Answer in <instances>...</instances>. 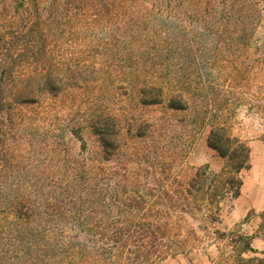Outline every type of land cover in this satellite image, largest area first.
Returning <instances> with one entry per match:
<instances>
[{
  "label": "trees",
  "instance_id": "1",
  "mask_svg": "<svg viewBox=\"0 0 264 264\" xmlns=\"http://www.w3.org/2000/svg\"><path fill=\"white\" fill-rule=\"evenodd\" d=\"M262 27L264 0H0V264H157L193 248L189 217L220 221L251 165L213 84L240 71L216 69H239ZM185 120L190 135L210 124L218 173L182 178L194 137L167 145ZM216 233L213 264H264L253 234Z\"/></svg>",
  "mask_w": 264,
  "mask_h": 264
},
{
  "label": "rangeland",
  "instance_id": "2",
  "mask_svg": "<svg viewBox=\"0 0 264 264\" xmlns=\"http://www.w3.org/2000/svg\"><path fill=\"white\" fill-rule=\"evenodd\" d=\"M259 41L255 43L239 61V69H234V64L222 63L224 67L217 68V72L226 70L232 72H239L237 75L229 77L227 73L220 72L219 79H213V84L219 82V93L217 99L222 105L226 106L225 101L233 102L236 106L235 112L232 116L231 123L233 125V132L243 139H246L250 149H254L253 160L250 158V167L242 172L243 179L264 178V146L255 148L256 144L260 142L264 145V27L258 33ZM219 80V81H218ZM213 95V94H212ZM227 102V103H226ZM186 112H178L175 119H187ZM177 126L180 127L176 132L170 131V134L176 135L173 144L168 143L167 147L170 152L176 151L175 144L191 147L192 136L194 137V144L192 151L180 172L182 178L190 173V167L208 166L210 173H218L225 164V159L222 158L214 149L208 146L207 139L210 132V124L205 123L200 129L197 128L193 135L186 131L185 127L187 121L180 123L176 121ZM179 136V137H178ZM69 142L74 152H80L85 142L86 151L89 155L96 156L100 153V143L98 138L91 133L90 130L83 131L84 142L73 135H69ZM170 142V140L168 141ZM254 146V147H253ZM256 149V150H255ZM196 154L197 161L202 160L209 155L214 154L217 160L220 161L221 168L214 170L209 167V164L191 163L190 156ZM180 170V164H174V174ZM257 186L254 187V191ZM241 194V192H240ZM235 199V198H234ZM234 199L226 198L222 202L223 212L221 220L218 222H209L204 218L192 219L189 217V224L193 225L199 239L194 244V247L186 252L168 256L157 264H213V259L219 255V247L223 246V241L217 235L216 230L229 231L232 229L240 230L248 234H253L252 246L258 250H264V210H249L243 217L238 219V214L233 212Z\"/></svg>",
  "mask_w": 264,
  "mask_h": 264
},
{
  "label": "crops",
  "instance_id": "3",
  "mask_svg": "<svg viewBox=\"0 0 264 264\" xmlns=\"http://www.w3.org/2000/svg\"><path fill=\"white\" fill-rule=\"evenodd\" d=\"M263 147L264 145L260 142V144H256L255 148ZM254 147V146H253ZM256 150V149H255ZM196 154H192L190 156L191 163L198 164H209V167L216 171L221 168L220 161L217 160V156H213L214 154L209 155V157H205L202 160L197 161L195 156ZM254 157V149L251 146V154L250 158L253 160ZM257 186V190L254 191V187ZM264 210V178L262 179H243V184L241 187V194L234 199V207L233 212L237 213L238 219L243 217L249 210Z\"/></svg>",
  "mask_w": 264,
  "mask_h": 264
}]
</instances>
